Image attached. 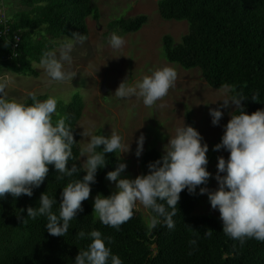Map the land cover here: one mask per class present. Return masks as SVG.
<instances>
[{
	"label": "clouds",
	"instance_id": "obj_1",
	"mask_svg": "<svg viewBox=\"0 0 264 264\" xmlns=\"http://www.w3.org/2000/svg\"><path fill=\"white\" fill-rule=\"evenodd\" d=\"M85 40L84 35L73 33L72 38L66 37L57 46L42 51L39 66L49 83L72 80L76 72L68 70L66 65L72 64L75 46ZM108 45L119 50L125 40L113 33ZM176 78L174 68L158 67L133 84L123 80L114 96L118 99L135 96L142 99L144 106L153 107L168 94ZM10 83V77L0 76V198L6 193L14 198L31 197L33 189L45 180L49 165L53 166L57 179L69 178L60 193L58 210H54L57 205L54 196L42 193L38 206L27 208V217L33 220L44 217L47 232L63 237L70 222L82 211V201L89 198L97 170L107 164L106 154L127 153L130 144L126 145L116 132L104 136L83 131L87 142L80 148V157L85 159L79 168L75 163L67 167L73 159L72 148L76 143L73 127L66 118L53 123L56 97L41 100L30 91L25 100L18 101L9 98L5 91ZM244 99L243 95L235 94L221 100L220 107L227 108L231 103L235 108L229 113L230 119L223 126L220 142L213 146V151L223 149L228 156L227 159L217 157L213 177L217 187L213 190L199 188V194H207L211 208L219 212L222 232L240 247L250 239L264 242V109L247 114L241 104ZM209 115L211 124L218 126L224 113L220 108H213L209 109ZM144 141L143 134L136 139L137 157L143 152ZM207 152L208 145L201 134L183 122L168 136L162 156L147 165L146 174L124 178L122 173L127 165L117 162L115 169L106 173V179L114 182L115 189L108 196L98 193L94 197L93 212L103 225L119 231L120 226L133 217L139 203L151 212L149 228L154 229L162 222L173 230L180 193L186 189L188 194H196L197 187L207 185L212 176L207 171ZM81 171L85 174L78 179ZM212 232L206 230L205 236L211 237ZM77 236L89 242L86 248L79 250L73 264H123L120 256L112 252V237H105L96 229L81 230ZM188 243L194 247L196 239Z\"/></svg>",
	"mask_w": 264,
	"mask_h": 264
},
{
	"label": "trees",
	"instance_id": "obj_2",
	"mask_svg": "<svg viewBox=\"0 0 264 264\" xmlns=\"http://www.w3.org/2000/svg\"><path fill=\"white\" fill-rule=\"evenodd\" d=\"M18 2L21 8L16 9L12 17L5 15L8 29L0 34V72L6 69L37 75L33 62H39L43 50L57 46L73 33L87 37L86 17L94 20L100 17L98 7L91 0ZM156 4L161 18L187 22V31L180 41L175 42L170 34L162 36L166 60L186 69L196 67L211 87L227 85L231 95H243L245 99L241 104L247 114L264 109V0H157ZM146 20L147 15L137 14L115 18L110 25L121 32H133ZM15 32L20 40L13 48ZM81 108L79 94L70 101L57 103V115L59 119L66 118L73 127L76 143L72 148L73 159L67 167L75 163L79 168L82 164L78 158L80 148L75 125ZM188 120L191 125V118ZM94 134L108 136L101 129ZM162 154L155 148L144 150L140 157V174H146L147 165ZM106 160L105 167L97 170L96 183L91 185L90 193L108 196L106 173L114 170L117 162L126 163L119 152L106 154ZM84 174L79 172L77 178L82 179ZM56 176V170L49 165L45 180L33 189L31 197L14 198L6 193L0 198V264H73L79 250L86 248L89 242L78 238L77 233L93 229L112 237V252L120 256L123 264H264V242L250 239L240 247L222 232V223L216 216L194 212L202 185L197 187L196 194L190 195L186 189L180 193L173 230L162 222L154 229L149 228V222L134 209L133 217L116 231L103 225L84 200L82 211L70 222L67 234L52 236L44 226L46 219L27 217V208L37 207L41 194L46 193L57 200L54 210H58L60 193L69 178L60 180ZM206 230L213 231L211 237L205 236ZM190 239H196L194 247L189 245Z\"/></svg>",
	"mask_w": 264,
	"mask_h": 264
},
{
	"label": "rangeland",
	"instance_id": "obj_3",
	"mask_svg": "<svg viewBox=\"0 0 264 264\" xmlns=\"http://www.w3.org/2000/svg\"><path fill=\"white\" fill-rule=\"evenodd\" d=\"M91 2L98 7L100 17L98 20L91 16L86 17L89 29L86 40L83 44L75 46L72 64L66 65L68 70L76 72L72 80L49 83V78L39 66V62H33L37 75H24L6 69L0 72V76L11 78V83L5 90L7 95L9 98L23 101L31 91L41 100L54 96L59 103L70 101L75 94H79L82 108L80 118L75 124L78 129L79 148L87 142V138L82 136L83 131L94 134L97 129H101L107 135L112 132L121 135L123 142L126 145L130 144L127 153H119L127 164L122 177L130 179L140 175L141 156L135 155L136 139L141 134L144 135L143 151L155 148L163 152L168 136L183 122L189 125L190 117V126L201 134L203 142L208 145L206 156L210 162L207 164V171L212 176L207 185L202 187L215 189L217 182L213 177L217 171V157L223 156L227 159L228 153L223 149L213 151V146L220 142L223 126L229 120V113L235 106L230 103L227 108L220 107L223 103L221 100L231 96L229 86L211 87L205 82L198 68L186 69L165 59L162 36L170 34L175 42L180 41L181 35L187 31V22L161 18L157 11V0H91ZM18 8H21L18 0H0L1 12L5 15L12 17ZM137 14L147 15V20L136 31L121 32L117 27L110 25L111 20L115 18H128ZM113 33L125 40V45L119 50H113L108 45V39ZM162 66L174 68L177 78L168 94L153 107L144 106L142 99L135 96L126 99L114 96L116 88L123 80L133 84L143 76L149 75L151 70ZM213 108H220L224 113L218 126L211 124L209 109ZM57 114L58 109L53 115L54 123L59 119ZM78 158L83 163L85 157L79 155ZM105 183L110 193L114 191V182L105 179ZM96 195L90 193L87 199L92 211ZM135 211L149 222L148 217L151 214L148 209L137 203ZM194 212L211 214L220 220L219 212L211 208L207 194H200ZM93 214L96 217L94 212ZM220 222L222 223L221 220Z\"/></svg>",
	"mask_w": 264,
	"mask_h": 264
},
{
	"label": "built area",
	"instance_id": "obj_4",
	"mask_svg": "<svg viewBox=\"0 0 264 264\" xmlns=\"http://www.w3.org/2000/svg\"><path fill=\"white\" fill-rule=\"evenodd\" d=\"M1 11L2 10L0 9V34H4L8 29L6 25L7 19L5 18L6 17L5 14L2 13ZM13 39L14 41L12 43V47L15 48L18 44V41L20 40V35L17 32H15L13 34Z\"/></svg>",
	"mask_w": 264,
	"mask_h": 264
}]
</instances>
